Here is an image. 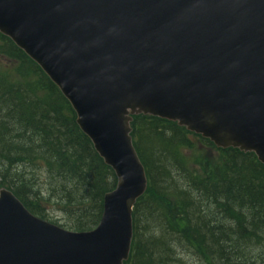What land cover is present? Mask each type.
Returning a JSON list of instances; mask_svg holds the SVG:
<instances>
[{
    "label": "water",
    "instance_id": "95a60500",
    "mask_svg": "<svg viewBox=\"0 0 264 264\" xmlns=\"http://www.w3.org/2000/svg\"><path fill=\"white\" fill-rule=\"evenodd\" d=\"M0 34L59 88L117 179L72 232L0 190V264H122L147 187L132 116L171 122L264 165V0H0Z\"/></svg>",
    "mask_w": 264,
    "mask_h": 264
},
{
    "label": "trees",
    "instance_id": "16d2710c",
    "mask_svg": "<svg viewBox=\"0 0 264 264\" xmlns=\"http://www.w3.org/2000/svg\"><path fill=\"white\" fill-rule=\"evenodd\" d=\"M0 60V188L39 218L48 220L54 201L67 229L92 230L116 187L114 172L58 87L1 34ZM130 127L147 188L132 209L124 264H182L184 252L203 264H233L245 256L239 244L264 246V165L253 153L218 149L157 117L133 116ZM29 169L52 176L55 198L41 196Z\"/></svg>",
    "mask_w": 264,
    "mask_h": 264
},
{
    "label": "rangeland",
    "instance_id": "374dc122",
    "mask_svg": "<svg viewBox=\"0 0 264 264\" xmlns=\"http://www.w3.org/2000/svg\"><path fill=\"white\" fill-rule=\"evenodd\" d=\"M0 63L3 65V61L0 60ZM6 63V62H4ZM32 175L28 176L29 178H33L35 189L41 191V196L44 198H49L52 200L55 198V193L50 189V187H54V181L52 176L49 175L45 170H31L29 169ZM49 205L45 206L46 215L48 221L56 223L64 229H67L65 226L66 223H70L68 221V216L60 211L58 206L54 205V201H51ZM65 226V227H64ZM69 230V229H67ZM248 243L246 245L239 244V247H244L243 254L245 256H239L235 258V262L233 264H264V246L261 248L255 247L253 244ZM181 251V250H180ZM182 264H203L200 261L197 262L191 257L186 256V252L181 256ZM216 263V262H215Z\"/></svg>",
    "mask_w": 264,
    "mask_h": 264
}]
</instances>
